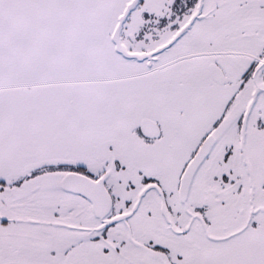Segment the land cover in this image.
Masks as SVG:
<instances>
[{"label": "snow or ice", "instance_id": "6c2138e0", "mask_svg": "<svg viewBox=\"0 0 264 264\" xmlns=\"http://www.w3.org/2000/svg\"><path fill=\"white\" fill-rule=\"evenodd\" d=\"M0 264H264V0H0Z\"/></svg>", "mask_w": 264, "mask_h": 264}]
</instances>
